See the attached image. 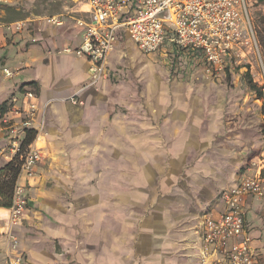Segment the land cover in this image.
<instances>
[{"label":"crops","instance_id":"0c3cea01","mask_svg":"<svg viewBox=\"0 0 264 264\" xmlns=\"http://www.w3.org/2000/svg\"><path fill=\"white\" fill-rule=\"evenodd\" d=\"M72 2L73 8L65 1L63 11L16 20L28 27L16 46L2 33H17L0 25V108L22 99L31 90L22 86L32 82L39 107L48 105L45 160L35 178L21 180L28 200L22 223L11 230L10 210L0 207V264L14 257L10 232L22 264H220L225 253L206 247L205 220L223 214L222 194L254 174L261 142L248 121L245 130L234 121L228 86L193 85L208 65L200 51L167 39L145 54L126 30L109 52V78L98 92L78 95L83 105H73L69 99L91 81V63L59 51L82 44L77 20L90 19L88 0ZM58 16L62 25L47 23ZM2 68L17 74L5 77ZM4 114L0 168L10 162ZM245 203L246 235L264 264V200Z\"/></svg>","mask_w":264,"mask_h":264},{"label":"built area","instance_id":"2783aa9c","mask_svg":"<svg viewBox=\"0 0 264 264\" xmlns=\"http://www.w3.org/2000/svg\"><path fill=\"white\" fill-rule=\"evenodd\" d=\"M261 2L264 0H88L89 21L77 20V25L84 28L82 44L76 49L66 46L62 52L90 61L89 85L93 86L106 75L109 52L117 42V33L126 30L145 54L158 52L170 39L184 51H200L208 64L206 71L220 75L228 68V61L243 59L249 54L261 57L252 17V9ZM46 21L54 27L63 24L59 16ZM9 28L22 34L28 28L27 20L14 22ZM3 73L8 78L15 75L6 68ZM81 90L69 99L73 105L82 104L77 98ZM37 98L31 90H27L22 99L14 97L2 118L9 133V160L16 155L21 160L13 203L8 209L11 230L22 223L28 211L21 180L35 178L36 167L45 160L48 105L39 107ZM28 129L33 130L35 136L22 151ZM251 168L254 174H245L234 188L222 194L226 211L217 218L205 220L206 247L225 253L226 260L220 264H257L251 238L246 235L245 200L247 197L264 200V152ZM8 239L11 252H14L9 264H22L24 259L16 250L17 238L10 232ZM230 241L233 243L228 248Z\"/></svg>","mask_w":264,"mask_h":264},{"label":"rangeland","instance_id":"374dc122","mask_svg":"<svg viewBox=\"0 0 264 264\" xmlns=\"http://www.w3.org/2000/svg\"><path fill=\"white\" fill-rule=\"evenodd\" d=\"M65 1H67V5H69L70 8L74 7L75 3H73L72 0H36L34 3H27L25 5L0 1V11L3 14L2 17H0V25L6 24L9 26L11 22H16V20L24 19L25 17L32 16L33 14H53L58 11H63L64 9L62 5ZM261 15H264V2L258 3L256 7L252 9V17L255 21L256 28L258 25L257 19ZM19 34L20 33H17L16 35L2 33V35H4L5 43L8 46H16L13 41H15L17 36H20ZM59 51L62 53L61 49H59ZM260 54L261 57L259 55L256 56L254 54H249L246 58L230 61V67L226 69L228 73L225 74V76H222L221 74L212 75L205 69V75L201 78L195 79L193 82L194 86H209L210 84L228 86L230 95L229 100L232 101L233 104L232 117L234 121L238 122V127H243V130H245V121H248L249 129L255 136H257L258 141L261 142L260 146L255 150L256 154L252 156L254 162L260 158L264 152V98H258V96L250 90L246 83L245 74L249 71L256 85L261 87L264 92V54L262 53V48ZM49 55H51V52H49ZM11 58H14L13 51H11ZM16 65L17 62H14V60H10L7 64L9 68H14ZM9 68L6 69L11 70ZM4 69L5 68H2V73ZM14 73L17 74L16 72ZM105 74L106 75L102 79L98 80V82L93 86L88 84L81 87L80 89L82 90L79 95L87 89H92L98 92L100 82L109 78L107 72ZM112 77L115 78L114 75H112ZM16 79L17 78H15V80ZM27 86L34 91L38 89L37 87L29 84L23 85L21 89H24ZM81 105H83V102Z\"/></svg>","mask_w":264,"mask_h":264},{"label":"trees","instance_id":"16d2710c","mask_svg":"<svg viewBox=\"0 0 264 264\" xmlns=\"http://www.w3.org/2000/svg\"><path fill=\"white\" fill-rule=\"evenodd\" d=\"M257 21V36L259 37L262 53L264 54V15L259 16ZM245 79L250 90L255 93L258 98L263 99L264 92L261 87H258L256 85L249 71L245 74ZM29 85L37 87V84L35 82H32ZM31 91L34 90L31 89ZM36 91L37 90H35V92ZM8 108V103H4L0 108L2 114L6 113L8 111ZM34 136L35 132L28 129L26 136L22 141V151H24L29 146ZM20 167L21 160H19V155H16L13 157L12 161L7 163L4 167L0 168V207L9 209L12 206L14 189L19 178L18 175Z\"/></svg>","mask_w":264,"mask_h":264}]
</instances>
